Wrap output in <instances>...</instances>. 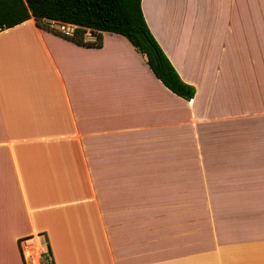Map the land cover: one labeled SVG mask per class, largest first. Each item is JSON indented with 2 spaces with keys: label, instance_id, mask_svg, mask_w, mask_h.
I'll return each instance as SVG.
<instances>
[{
  "label": "crops",
  "instance_id": "crops-1",
  "mask_svg": "<svg viewBox=\"0 0 264 264\" xmlns=\"http://www.w3.org/2000/svg\"><path fill=\"white\" fill-rule=\"evenodd\" d=\"M186 1L141 9L189 100L122 35L0 31V264H264V0ZM197 183L237 199L199 248Z\"/></svg>",
  "mask_w": 264,
  "mask_h": 264
},
{
  "label": "trees",
  "instance_id": "trees-1",
  "mask_svg": "<svg viewBox=\"0 0 264 264\" xmlns=\"http://www.w3.org/2000/svg\"><path fill=\"white\" fill-rule=\"evenodd\" d=\"M33 17L37 27L59 34L82 46H100L101 33L112 32L124 36L141 53L154 75L174 94L189 100L195 88L184 82L169 58L149 30L144 19L141 0H0V31L18 25ZM51 21L77 25L69 36L60 34ZM90 31L95 40H85ZM21 239H18V247ZM44 256L50 255L47 245ZM22 260L25 264L23 253Z\"/></svg>",
  "mask_w": 264,
  "mask_h": 264
},
{
  "label": "rangeland",
  "instance_id": "rangeland-1",
  "mask_svg": "<svg viewBox=\"0 0 264 264\" xmlns=\"http://www.w3.org/2000/svg\"><path fill=\"white\" fill-rule=\"evenodd\" d=\"M191 1H194V2H189L190 3L189 6L192 7V8H190L189 15L198 14V15H200V17L204 16L203 13H204V9H205V2L204 1L202 2V0L201 1L200 0H191ZM186 3H187L186 0H180L181 9H186ZM194 24H195V27L193 26ZM205 24H206V21H204V18H203V20H199L196 23L191 22L189 24L190 30H195L197 38H203V36L205 35ZM192 26H193V29H192ZM53 28L56 29L55 26ZM262 28L264 29V17L262 18ZM263 42H264V40H263ZM2 167H4L5 173L7 174L8 173V170H7L8 165H6L5 162L4 163L2 162ZM216 184L220 185V183H216ZM197 187H198L197 194L195 195V197H191V199H190L192 202V205H195L191 209L190 222H191V225H193L194 222L196 224V227H197L196 235L198 238V248H199V247H201V244H199V243H202V241H204L206 239V236H205L206 233L211 234V232H212V234H213V232H214V234H215V232H216L215 231V225L213 222V217H212V211L215 212V208L217 207V205H220L223 207L229 206V207L235 209V204H236L237 199L235 197H225L222 195H218V196L213 195V197H212L211 193H210L209 197H207L206 191L204 190L203 183H197ZM228 195H230V194H228ZM182 200H185V198H182ZM213 216L215 218L214 213H213ZM234 216H232V217H234ZM183 217L187 218L188 215L185 214V215H183ZM211 217H212V219H211ZM231 219L235 220V217L231 218ZM231 219H229V220H231ZM184 223H185V225H187L186 221H184ZM234 223H235V221H234ZM219 232H223V233L228 234V233H231V230L229 231V230L224 229V230L220 231V228H219L217 234H219ZM37 237H39V235H37ZM40 244L41 245L45 244L43 239L40 241ZM23 245H24L23 247L25 248L26 243H23ZM45 251H46V249L43 250V252H45ZM35 255H36L37 260L34 262V264H39L40 262L38 261V259H39L38 253L35 252ZM45 259H46V257H45ZM28 264H31V262L29 261Z\"/></svg>",
  "mask_w": 264,
  "mask_h": 264
},
{
  "label": "built area",
  "instance_id": "built-area-1",
  "mask_svg": "<svg viewBox=\"0 0 264 264\" xmlns=\"http://www.w3.org/2000/svg\"><path fill=\"white\" fill-rule=\"evenodd\" d=\"M51 26H55L56 30L65 36H69L72 35L77 27L76 24L74 23H70V22H62V21H51ZM46 252V251H45ZM43 252V253H45ZM46 262L44 264H51V256L49 255V257L46 258Z\"/></svg>",
  "mask_w": 264,
  "mask_h": 264
},
{
  "label": "bare ground",
  "instance_id": "bare-ground-1",
  "mask_svg": "<svg viewBox=\"0 0 264 264\" xmlns=\"http://www.w3.org/2000/svg\"><path fill=\"white\" fill-rule=\"evenodd\" d=\"M29 242L37 243L36 242V238L35 239H32V240H29Z\"/></svg>",
  "mask_w": 264,
  "mask_h": 264
}]
</instances>
